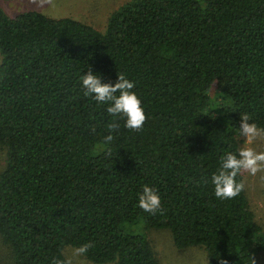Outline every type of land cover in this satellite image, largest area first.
Wrapping results in <instances>:
<instances>
[{
  "label": "trees",
  "instance_id": "16d2710c",
  "mask_svg": "<svg viewBox=\"0 0 264 264\" xmlns=\"http://www.w3.org/2000/svg\"><path fill=\"white\" fill-rule=\"evenodd\" d=\"M0 55V234L14 264H51L85 242L97 264H160L152 228L204 247L209 264L259 263L246 189L219 199L211 175L241 147L240 113L264 128V0H129L104 30L0 6ZM89 69L135 82L141 131L121 118L105 143L113 118L84 95ZM145 184L161 197L154 215L138 206Z\"/></svg>",
  "mask_w": 264,
  "mask_h": 264
},
{
  "label": "clouds",
  "instance_id": "9594fccd",
  "mask_svg": "<svg viewBox=\"0 0 264 264\" xmlns=\"http://www.w3.org/2000/svg\"><path fill=\"white\" fill-rule=\"evenodd\" d=\"M80 79L85 89V96H92L96 102L108 105L107 113L112 116L113 122L107 125L108 134L104 137L105 143L113 141L112 133L119 130L120 124L117 121L121 118L127 129L135 132L143 129L147 115L141 98L133 91L135 82L128 79L126 74L118 72L115 83H103L100 75L89 69ZM239 133L244 138L243 145L236 152L229 151L222 155L217 171L211 175L214 195L222 200L233 199L244 190L245 184L243 180L237 179L238 176L243 173L255 176L264 171V151H258L252 146L258 138H264V128L257 125L250 113L244 112L240 113ZM138 206L144 212L153 215L161 211L162 201L158 191L145 184L139 194ZM91 247V242L82 243L62 258L54 257L51 264H77ZM253 264H255L254 260Z\"/></svg>",
  "mask_w": 264,
  "mask_h": 264
},
{
  "label": "rangeland",
  "instance_id": "374dc122",
  "mask_svg": "<svg viewBox=\"0 0 264 264\" xmlns=\"http://www.w3.org/2000/svg\"><path fill=\"white\" fill-rule=\"evenodd\" d=\"M129 0H0V6L10 15L15 16L28 10L41 11L53 18L71 17L97 29L104 30L110 15ZM2 57L0 55V61ZM217 90L214 84L212 92ZM244 138L239 135L240 145ZM258 151H264V138H258L252 145ZM6 148L0 146V172L6 166ZM244 183L251 207L257 222L264 229V171L255 176L243 173ZM143 231V230H142ZM152 242L160 264H209L208 254L204 247L193 246L180 249L175 246L173 236L168 229L144 230ZM75 248L68 246L65 255ZM1 264H14L10 247L4 243L0 234ZM77 264H97L85 256ZM108 264V263H107ZM258 264H264V253Z\"/></svg>",
  "mask_w": 264,
  "mask_h": 264
}]
</instances>
